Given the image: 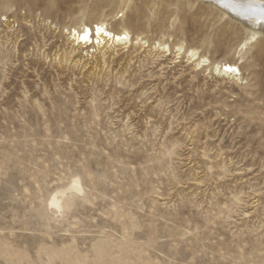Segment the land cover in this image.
I'll list each match as a JSON object with an SVG mask.
<instances>
[{
	"label": "rangeland",
	"instance_id": "obj_1",
	"mask_svg": "<svg viewBox=\"0 0 264 264\" xmlns=\"http://www.w3.org/2000/svg\"><path fill=\"white\" fill-rule=\"evenodd\" d=\"M209 1L0 0V264H264V27Z\"/></svg>",
	"mask_w": 264,
	"mask_h": 264
},
{
	"label": "bare ground",
	"instance_id": "obj_2",
	"mask_svg": "<svg viewBox=\"0 0 264 264\" xmlns=\"http://www.w3.org/2000/svg\"><path fill=\"white\" fill-rule=\"evenodd\" d=\"M209 2L220 6L222 9H224L225 12L232 13L236 17L240 18L241 20H244L247 23V25H249L251 28H255L257 26H259L260 28L264 27V22H258L259 21V15H260L258 8L255 11H251V10L244 11L243 8L233 9L231 7H226V5L228 4L229 0H210ZM232 2H234L236 4H239V5H246V4H249V3L255 4V5H259L261 3H264V0H232ZM224 11H223V13H224ZM95 24H96V26L99 25L101 28L105 29L108 33H110L111 34V38H109L108 36H105V35H101L99 37V40L101 42L97 43L96 42L97 41V37L95 35L96 26L95 27L94 26L89 27V25H87L86 23H82L79 28L73 27V28H70L67 31L68 35L72 39L73 45L77 46L78 48H81L82 50L85 49V48L94 47V46H97L98 49L99 48L101 49L103 47H107V45L109 43L112 44L113 47L122 46L121 48H126L128 46L127 44L130 42L129 31L123 30L121 32H116V31H112V30L108 29L106 26H104L103 22H95ZM85 28H89L92 31V42L90 44H85L83 42H80V40H79V36L81 34H83V30ZM257 33H258V31L254 30L252 32V34H251V37H254ZM125 34L128 37L127 40H124V39L117 40L115 38L118 35L119 36H123ZM106 53H107V51H106ZM189 53H190V57H194L196 55L194 50H190ZM202 61H204V60H200V61L197 62L198 66H199V63H201ZM214 66H215V69H218V72H220L221 74L227 75V76L236 77V79H239L240 73H239V68H238V66L236 64L230 63V62H219V63H216ZM226 66L235 68L236 71L235 72H226L225 71V67ZM53 203H55V205H56L55 207H59L60 206L57 199H56L55 202H53L52 199L49 201L50 205H53Z\"/></svg>",
	"mask_w": 264,
	"mask_h": 264
},
{
	"label": "snow or ice",
	"instance_id": "obj_3",
	"mask_svg": "<svg viewBox=\"0 0 264 264\" xmlns=\"http://www.w3.org/2000/svg\"><path fill=\"white\" fill-rule=\"evenodd\" d=\"M226 7H231L233 9H240V8H243L244 11H248V10H251V11H255L257 8L259 9V21L258 22H264V3H261L259 5H255V4H246V5H239V4H236L234 2H232V0H229L228 4L226 5ZM242 14V13H241ZM95 35L97 37V43H100L101 41L99 40V37L101 35H105V36H108L109 38H111V34L108 33L105 29L101 28L99 25L96 26V29H95ZM117 40H121V39H124V40H127L128 37L127 35H123V36H116L115 37ZM253 39H255V37H253ZM79 40L80 42H83L85 44H90L92 42V31L91 29L89 28H85L83 30V34H81L79 36ZM225 71L226 72H235L236 69L235 68H232V67H225ZM73 185L77 184V181H72ZM57 199V194H54L52 196V200L53 202H55ZM53 207H55V203H53L52 205Z\"/></svg>",
	"mask_w": 264,
	"mask_h": 264
}]
</instances>
